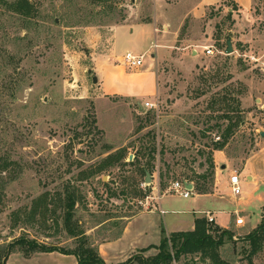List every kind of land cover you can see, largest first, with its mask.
<instances>
[{
    "label": "rangeland",
    "instance_id": "obj_1",
    "mask_svg": "<svg viewBox=\"0 0 264 264\" xmlns=\"http://www.w3.org/2000/svg\"><path fill=\"white\" fill-rule=\"evenodd\" d=\"M29 1L36 9L29 19L0 3V246L25 237L74 250L85 237L67 231L69 197L76 200L71 227L98 251L126 219L153 209L159 195H167L164 209L188 207L192 198L171 190L177 181L197 179L209 190L218 183L230 197L229 172L199 176L231 123L228 157L237 170L252 157L264 178V0L247 10L234 0L201 7V0ZM229 38L234 53L226 55ZM211 46L214 54L205 50ZM127 50L144 55L138 69L152 64L154 77L145 88L113 77L107 90L132 86L139 105L104 89L106 62L123 65L118 52ZM124 69L130 76L137 70ZM155 72L157 93L146 98ZM109 155L122 161L104 162ZM248 183L241 179V196L253 192ZM261 193L264 185L250 213L235 215L245 224L229 225L233 237H224L217 257L195 253L172 264H250L244 239L264 223ZM231 218L221 215L220 224ZM159 252L134 254L131 264ZM252 259L264 264V243ZM7 264H74V257L12 253Z\"/></svg>",
    "mask_w": 264,
    "mask_h": 264
},
{
    "label": "crops",
    "instance_id": "obj_2",
    "mask_svg": "<svg viewBox=\"0 0 264 264\" xmlns=\"http://www.w3.org/2000/svg\"><path fill=\"white\" fill-rule=\"evenodd\" d=\"M222 0H201L199 7L210 6L220 3ZM238 3L243 10L250 9L252 6V0H234ZM130 52V50H127ZM125 51V52H127ZM118 52V59L125 54ZM154 53V52H153ZM152 53V59L153 54ZM195 53V50H192ZM123 54V55H122ZM95 59V54H92ZM117 56V55H116ZM140 56V55H139ZM107 68L103 70L105 74V91L106 93L120 95L123 97H130L137 99V104L139 105V94L135 88L129 85H123L122 91L117 92L107 90V83L110 78H115L117 80L127 79V82L131 84L141 83L142 88L148 86L149 80L154 77L153 71L151 69L152 64L145 71L136 70L134 75H129L124 69V65L111 67L109 62H106ZM155 87L152 86L151 89L146 94V98L153 97L157 93V81L158 76L155 72ZM98 80H101V74H98ZM126 81V80H125ZM134 82V83H132ZM130 88L132 90H130ZM142 101V100H141ZM141 106V105H140ZM213 159L215 164V173L218 176L217 169L220 168L222 172H229V185L231 191L230 177L237 173L241 179L244 177L245 180L249 181L248 186L253 187V192L245 194L244 196H235L231 191V196H223L219 193L218 186L214 184L208 193L200 194L198 191V180L197 179H186L188 183L187 187L191 190L192 203L186 208H171L164 209V197L167 195H159L157 198V204L153 209H148L140 211L130 218L126 219L122 230L113 239L106 240L99 245V253L106 264H117L122 263L126 259L131 258L134 254L140 253L143 250H150L151 248L158 247L162 240V233L165 231L168 235L177 232H189L194 231L196 226V220L205 218L207 219V213H211L214 217V224L226 230L230 229L229 225L236 223L234 217L240 216L242 214H249L252 209L253 199L260 191V186L264 185V178L260 175L259 170L255 169V164L253 158L246 159V162L239 167L237 170L234 166L233 159L230 160L228 157V146L223 150L214 151ZM225 169V170H224ZM218 180V179H217ZM243 190V189H242ZM243 193V192H242ZM264 194H260L257 197L262 199ZM189 199V198H188ZM184 213L185 217H172L168 216L170 214ZM242 213V214H241ZM221 215H226L231 218L230 221L220 224L219 217ZM245 217V216H244ZM245 221V219H244ZM245 224V222H244ZM243 224V225H244ZM241 225V226H243ZM236 224V228L241 227ZM54 253V252H53ZM51 254V253H47ZM73 256V255H67ZM74 257V264H78L77 258ZM125 258V259H123Z\"/></svg>",
    "mask_w": 264,
    "mask_h": 264
},
{
    "label": "trees",
    "instance_id": "obj_3",
    "mask_svg": "<svg viewBox=\"0 0 264 264\" xmlns=\"http://www.w3.org/2000/svg\"><path fill=\"white\" fill-rule=\"evenodd\" d=\"M97 4L113 3L118 0H90ZM0 3L8 10L22 16L25 19L32 18L36 15V9L29 0H0ZM237 124L231 123L226 129V133L219 142H215L212 146V152L223 150L231 135L233 134L234 128ZM122 161L121 155L116 157L109 155L104 162H115ZM208 170L207 174L200 175L199 178L207 180L209 176H215V164L213 159V153L208 158ZM200 194L208 193L209 189L204 186H198ZM1 195V192H0ZM76 205V200L72 197L67 198L66 202V217L65 225L68 233L72 237H85L83 238L78 246L74 250H67L64 248L48 246L45 243H41L35 239H29L20 237L13 240L5 246H0V264H7V261L12 253H20L26 258L32 257L37 253H53L59 252L63 255H73L77 258L78 264H106L102 259L98 248L93 246L89 239L86 237L85 232L71 227V219L73 217L72 210ZM210 231L217 232L219 240H216ZM228 236L232 239L233 234L229 230H224L216 226L214 223H209L207 219H197L194 231L189 232H177L167 234L165 231L162 233V240L158 246L159 254L153 258H140V264H172L174 259H180L181 256H187L192 254H201L204 259L207 257H217V250L219 247L224 245V237ZM249 242L251 250L248 254L250 264H253V256L257 254L264 243V223L261 224L256 230L248 234L244 239ZM157 248V247H155ZM147 250H143L145 252ZM137 257L133 256L125 262L118 264H131Z\"/></svg>",
    "mask_w": 264,
    "mask_h": 264
},
{
    "label": "built area",
    "instance_id": "obj_4",
    "mask_svg": "<svg viewBox=\"0 0 264 264\" xmlns=\"http://www.w3.org/2000/svg\"><path fill=\"white\" fill-rule=\"evenodd\" d=\"M155 48L158 47L157 44L154 45ZM205 50L208 54H214V50L213 47H205ZM144 59L145 56L144 55H136L133 54L132 52H126L120 59L121 63L130 68V69H138L143 67L144 65ZM147 106H149V104L147 103ZM220 139V137L218 138ZM230 184H231V191L233 193V195L235 196H240L243 192L242 187H241V183H240V177L237 173H235L234 175H232L230 177ZM188 183L186 181H177L175 183H173L171 190L175 195H179L185 199L190 198L191 196V190L188 189L187 187ZM207 220L209 223H213L214 222V217L212 216V214L209 212L207 213ZM236 224L238 226H241L244 224V218L243 217H238L236 219Z\"/></svg>",
    "mask_w": 264,
    "mask_h": 264
},
{
    "label": "water",
    "instance_id": "obj_5",
    "mask_svg": "<svg viewBox=\"0 0 264 264\" xmlns=\"http://www.w3.org/2000/svg\"><path fill=\"white\" fill-rule=\"evenodd\" d=\"M233 53H234V47H233V44H232V39L229 38V39L227 40V48H226V50H225V54H226V55H231V54H233ZM90 72H91V70H90ZM93 81H94V82H97V81H98V77H97V76H93ZM146 176H147V178H146V182H147V183H150L151 180H152V176H151L150 172H147V173H146Z\"/></svg>",
    "mask_w": 264,
    "mask_h": 264
}]
</instances>
